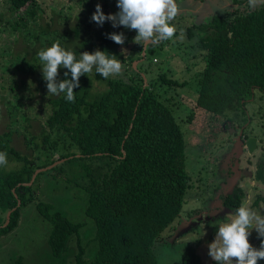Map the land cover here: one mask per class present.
Masks as SVG:
<instances>
[{"label": "trees", "instance_id": "1", "mask_svg": "<svg viewBox=\"0 0 264 264\" xmlns=\"http://www.w3.org/2000/svg\"><path fill=\"white\" fill-rule=\"evenodd\" d=\"M37 2L10 0L18 13ZM63 2L60 0L58 5ZM84 2L72 0L68 8L72 13L75 11L73 14L77 13L79 22L75 27H68L67 22L63 25L68 28L61 32L41 25L36 29V42L41 43L44 36H49L52 37L48 40L49 47L59 40L61 46L72 50L77 57L85 51L94 53L99 49L116 55L126 64L129 60L126 50L133 48L137 33L105 22L102 27L97 26L94 37L95 22L91 17L96 11L95 4L85 5ZM101 7L105 15L119 11L109 2ZM68 18L70 15L64 14V19ZM193 30H189V37L205 50V67L196 103L199 109L212 115L211 143L217 133L236 134L248 122L251 125L253 116L247 107L256 100V92L264 96V5L245 13L215 15L199 24L197 32ZM121 32L127 38L124 45L108 39L109 34ZM32 35H26L28 43L20 52L25 54L23 68L38 76L37 90H46L37 55L46 48L31 45ZM165 43L167 41L159 46ZM31 51L32 59L28 54ZM67 71L59 69L58 79H71L70 73L65 77ZM128 71L130 75L126 72V76L105 79L93 69L80 78V87L74 90L75 102L66 101L63 93L50 95L51 114L42 131V144H36V149L41 147L49 155L50 162L44 164L45 168L55 163L57 154L59 159H66L57 168L64 173L68 167L69 182L73 180L71 175L79 173L73 181L84 193V214L88 219L85 223H75L54 211L52 204L37 203L40 214L51 226L48 244L55 259L63 258L76 238L78 252L74 264H158L155 246L165 240L163 233L183 214L185 198L192 187L191 175L186 170L187 142L173 109L157 93V86L166 89L167 94L185 83L168 78L165 73L149 80L148 72L140 65L135 68L132 64ZM14 82L17 84L11 86L12 92L19 87L17 79L14 78ZM21 82L26 87V81ZM95 82L103 84L105 89L94 91ZM35 141L36 137L32 138V142ZM11 143L9 132L0 136V152L7 153L6 166L24 164L19 170L12 169L8 173L3 166L0 175V207L6 212L17 208L7 226V219L0 223V237L19 226L21 210L33 201L31 194L36 184L24 185L31 181L38 158L32 161L22 156ZM256 179L264 183L263 160L257 164ZM221 198L223 206L234 214L244 204L246 192L237 184ZM18 201H21L19 207ZM88 222L94 228V237L88 244H95V252L90 256L82 244V230ZM13 264H25L24 258H18ZM182 264L205 263L198 250L189 247L182 255Z\"/></svg>", "mask_w": 264, "mask_h": 264}, {"label": "rangeland", "instance_id": "2", "mask_svg": "<svg viewBox=\"0 0 264 264\" xmlns=\"http://www.w3.org/2000/svg\"><path fill=\"white\" fill-rule=\"evenodd\" d=\"M59 1L38 0V4L28 5L18 13L14 11L10 0H0V136L9 132L12 146L22 156H27L32 161L38 158L34 162L36 171L50 162L49 155L44 153L46 151L40 149L41 147L36 149V144H42V131L51 114L48 105L50 96L48 89L37 90L40 86L38 76L32 75L30 69L23 68L26 65L25 54L20 52L25 50L28 43L25 37L29 33L33 34L30 37L31 45L33 43L39 49L50 46L48 40H52V37L49 36H44L41 43L36 42V29L41 25H49L50 31L58 29L63 32L66 28L78 24L77 13L68 11L72 0H62L64 2L58 5ZM106 2L118 9L117 0H85L84 3H94L96 8L97 4ZM180 5L188 10L181 16L182 19H189L183 21L184 25L177 26L176 35L167 45H149L152 49L147 52V56H144L142 46L133 44V48L126 50L129 60L124 64L122 75L126 76V72L130 75L128 69L133 64L134 67L140 65L144 72H148L149 80L150 77L157 79L159 74L165 73L168 78L185 83L167 94L164 93L166 89L157 86V93L162 95L161 99L166 100L173 109L185 135L186 170L191 175L192 187L186 195L182 216L163 233L162 239L165 240L155 246V255L158 264H182L184 251L193 247L198 250L205 264H212L208 245L215 240L218 231L216 222L224 220L228 213H233L223 206V194L230 193L239 183L246 192L244 205L264 215V183L256 179L257 164L261 160L264 161V96L256 92V100L247 107L249 114L253 116L247 132L259 140L257 148L250 152L243 146L242 141L240 153H236L239 157L234 156L239 165H233V171L229 172L230 157L234 152L239 130L236 134L217 133L210 143L212 115L199 109L196 103L199 95L198 85L205 67V50L197 40L189 37L187 28H195L194 25L198 22H205L215 15H223L229 12L231 7L219 0H188V3L182 5L181 2ZM192 10L196 12L192 14ZM244 10L248 11L246 5ZM66 13L70 15L69 20L64 19ZM67 22L68 27L63 25ZM175 22L177 23V20ZM97 26L96 23L93 24L94 37ZM180 32L184 34L182 40L178 38ZM28 54L32 59L33 51ZM14 78L17 79L19 87L12 92L11 86L17 84ZM23 80L26 81V87L21 82ZM104 89L103 84L95 82L93 85L94 91ZM34 137L35 143L32 142ZM55 159V163L50 166L61 160L58 154ZM23 164L11 163V167L4 168L8 173L12 169L19 170ZM58 165L38 174L37 182L34 181L36 184L32 185L33 201L22 208L19 226L0 237V264H13L20 257L24 258L25 264H74L78 252L76 238L70 243L69 251L63 258H53L48 244L51 226L36 207L38 202L43 201L52 204L54 211L63 213L75 223L88 221L84 214V193L74 184L80 176L79 173L71 175L74 181L69 182L66 177L69 176L68 167L64 173H60ZM3 170V166L0 167V175ZM9 212L10 210L6 212L0 207V223L7 219ZM88 223L82 230V244L90 256L95 252V244H88L94 237L93 225ZM249 239L253 246L259 248L264 238H260L253 230ZM259 264H264V261Z\"/></svg>", "mask_w": 264, "mask_h": 264}, {"label": "clouds", "instance_id": "3", "mask_svg": "<svg viewBox=\"0 0 264 264\" xmlns=\"http://www.w3.org/2000/svg\"><path fill=\"white\" fill-rule=\"evenodd\" d=\"M261 5H264V0H247L249 11ZM117 7L119 11L116 14L105 15L101 5L97 4L92 21L101 27L105 22H111L114 28L123 26L135 31L137 35L133 42L142 46V52H147L149 45L156 46L171 40L178 31L174 23L182 11L178 0H117ZM178 38H184L183 32ZM108 39L124 45L127 38L121 32L109 34ZM37 55L48 96L63 93L68 102H75L74 90L80 87V78L93 69L105 79L119 77L124 72L123 62L114 54L97 49L94 53L85 51L77 57L72 50L61 46L59 40ZM61 68L69 70L64 75L68 77L70 73L71 79H58ZM7 163V153L0 152V167ZM216 224L215 240L208 245V255L215 264H259L264 261V239L259 248L253 246L249 239L253 230L264 238V215L242 203L234 214L228 213Z\"/></svg>", "mask_w": 264, "mask_h": 264}, {"label": "flooded vegetation", "instance_id": "4", "mask_svg": "<svg viewBox=\"0 0 264 264\" xmlns=\"http://www.w3.org/2000/svg\"><path fill=\"white\" fill-rule=\"evenodd\" d=\"M219 1H221V2H223L224 3V5H229L230 7H231V10L229 11V12H227V13H225V14H223L224 16L225 15H228V14H234L235 12H242V13H245V12H247V11H245L244 10V5H246L247 6V0H239V1H241L240 3H235V2H232V0H219ZM182 2V5L184 4V3H188V0H178V3H181ZM262 6V5H261ZM183 8H182V11H181V13L178 15V17L176 18V20H177V23L174 21V23H175V25H176V27L178 26H180L181 24L182 25H184L183 24V21L184 20H187V19H189V17H187L186 19H182V15L183 14H185V13H187V8H185L184 6H182ZM260 7V6H259ZM258 7V8H259ZM257 9V8H256ZM255 10V9H254ZM249 11V10H248ZM196 11H194V10H192V14L193 13H195ZM191 14V15H192ZM192 18V17H191ZM180 20H182V22L180 23ZM201 23H203V22H198V24L196 23V25H194L195 26V28H193V27H191V28H187V31H188V35L190 36L191 35V33L189 32V30H192V29H196V27H198L199 26V24H201ZM167 42H169V40H167ZM167 44V43H166ZM157 47H159V44L158 45H156ZM148 48L149 49H152V47H150V46H148ZM148 50V49H147ZM144 53V52H143ZM144 56H147V54H146V52H145V54H144ZM250 125L249 124H247L246 125V127L244 128V127H241L240 128V130H239V134H240V132L241 131H243V146L244 147H246V149L248 150V140L250 139V138H252V135H250L248 132H247V130H248V127H249ZM243 128V129H242ZM239 136V135H238ZM259 141V140H258ZM236 144V143H235ZM257 145H258V143H257ZM249 151V150H248ZM236 154H234V152L232 153V155H231V157H230V162H231V165H230V170H229V172H232L233 171V165L235 166L236 165V161H235V156ZM235 162V163H234ZM239 165V164H238ZM239 184V183H238ZM234 189V188H233ZM232 189V190H233ZM229 194V193H228ZM223 195H227V194H223Z\"/></svg>", "mask_w": 264, "mask_h": 264}, {"label": "water", "instance_id": "5", "mask_svg": "<svg viewBox=\"0 0 264 264\" xmlns=\"http://www.w3.org/2000/svg\"><path fill=\"white\" fill-rule=\"evenodd\" d=\"M144 54H145V52H144ZM135 68H137V67H135ZM143 77H144V79H145V81H146L145 76H143ZM242 136H243V131L240 132V134H239V136H238V138H237V140H236V145H235V149H234V154L238 153L239 150L241 149L242 140H243V137H242ZM257 143H258V139H257V138H255V137L250 138V139L248 140V146H247V147H248V150H249L250 152H253V151L257 148ZM239 153H240V152H239ZM236 156L239 157V154H238V155L236 154ZM64 161H66V159H62V160L58 161V163H56V164L53 165V166H48V167H46V168L38 169V170L34 173V175H33L32 179H31V181H30L29 183H25L24 185H25V186H32L33 183H34V181L36 180V177L38 176L39 173L45 172V171H47V170H51V169H53L54 166H56V165H58V164H61V163H63ZM238 164H239V163H238V160H237V161H236V167L238 166ZM19 206H21V201H18V207H19ZM16 209H17V208H14V209H12V210L9 212L8 217H7V222H6L5 226H7V225L9 224L10 219H11V215H12V213H13Z\"/></svg>", "mask_w": 264, "mask_h": 264}]
</instances>
